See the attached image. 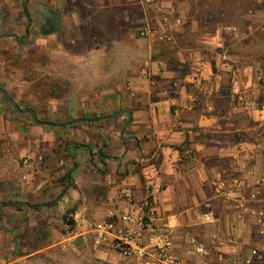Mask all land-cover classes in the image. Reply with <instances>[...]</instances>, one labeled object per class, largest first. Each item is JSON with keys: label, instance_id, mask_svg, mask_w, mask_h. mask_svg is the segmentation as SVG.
<instances>
[{"label": "crops", "instance_id": "obj_1", "mask_svg": "<svg viewBox=\"0 0 264 264\" xmlns=\"http://www.w3.org/2000/svg\"><path fill=\"white\" fill-rule=\"evenodd\" d=\"M4 2L20 22L3 37L44 63L27 98L58 122L0 103V264H138L93 227L151 196L176 255L196 240L213 261L264 264V146L240 140L235 119L264 118L260 84L217 36L199 39L190 2Z\"/></svg>", "mask_w": 264, "mask_h": 264}, {"label": "rangeland", "instance_id": "obj_2", "mask_svg": "<svg viewBox=\"0 0 264 264\" xmlns=\"http://www.w3.org/2000/svg\"><path fill=\"white\" fill-rule=\"evenodd\" d=\"M192 6V18L199 23L207 34L201 41L211 40L217 36L216 47L232 54L236 65L255 76L260 91L255 97L254 108L264 106V0H187ZM12 6L0 0V14L8 12L11 16L0 23V103L10 115L25 117L53 124L58 122L45 109L38 110L28 94L33 91L31 81L36 73L43 69L44 63L29 40L18 44L16 40L3 37L7 33L5 25L19 24V18H12ZM32 21H30L31 23ZM34 35L35 32L33 31ZM23 39L22 35L15 36ZM34 39V36L32 37ZM219 45V46H217ZM42 66V67H41ZM21 91V92H20ZM20 92V93H19ZM23 92H26L23 94ZM26 97V98H25ZM10 100L12 103L8 102ZM40 107V106H38ZM235 114L240 121L239 139L264 146V118L257 120L249 114ZM259 199L257 194L255 201ZM264 199V197H263ZM264 211V203L262 204ZM264 219V216H263ZM253 241L264 244V234L254 232Z\"/></svg>", "mask_w": 264, "mask_h": 264}, {"label": "built area", "instance_id": "obj_3", "mask_svg": "<svg viewBox=\"0 0 264 264\" xmlns=\"http://www.w3.org/2000/svg\"><path fill=\"white\" fill-rule=\"evenodd\" d=\"M29 165L28 161L24 162ZM155 198L150 197L146 211L137 214L121 213L114 218L96 223L93 227L94 241L105 244L124 257H132L138 264H252L250 258L243 260L213 261L207 245L190 241L187 258H181L174 252L169 227L166 223L153 221ZM210 220L209 215H204Z\"/></svg>", "mask_w": 264, "mask_h": 264}, {"label": "trees", "instance_id": "obj_4", "mask_svg": "<svg viewBox=\"0 0 264 264\" xmlns=\"http://www.w3.org/2000/svg\"><path fill=\"white\" fill-rule=\"evenodd\" d=\"M8 102L12 103L10 100H8ZM67 224L71 226V225L73 224V222L70 221V220H68V221H67Z\"/></svg>", "mask_w": 264, "mask_h": 264}, {"label": "water", "instance_id": "obj_5", "mask_svg": "<svg viewBox=\"0 0 264 264\" xmlns=\"http://www.w3.org/2000/svg\"><path fill=\"white\" fill-rule=\"evenodd\" d=\"M35 118V117H34Z\"/></svg>", "mask_w": 264, "mask_h": 264}]
</instances>
